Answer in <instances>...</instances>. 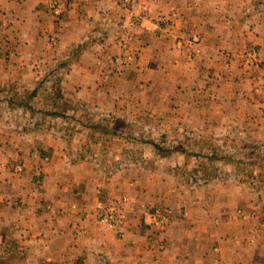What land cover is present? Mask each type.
Segmentation results:
<instances>
[{
	"label": "crops",
	"instance_id": "0c3cea01",
	"mask_svg": "<svg viewBox=\"0 0 264 264\" xmlns=\"http://www.w3.org/2000/svg\"><path fill=\"white\" fill-rule=\"evenodd\" d=\"M120 2L83 0L55 20L49 0H0V48L10 54L0 55V80L29 79L66 46L102 32L59 84L80 104L71 110L82 122L72 139L21 130L37 120L26 110L19 124L13 114L0 118V249L20 248L9 264H90L98 253L109 264H264V194L227 181L184 187L173 178L174 157L145 141L160 140L155 135L164 130L231 127L264 139V94L255 88L264 79V13L251 0H137L134 11L152 3L153 14L174 8L176 33L190 40L177 46L144 28L131 60L118 57L113 41L124 36ZM244 45L259 48L256 68L242 64ZM131 132L137 137L126 139ZM129 147L134 156L122 154ZM117 154L122 164L114 163ZM17 163L22 174L13 170ZM112 197L124 198L122 235L95 219L97 202ZM164 206L165 222L158 214ZM238 208L255 216L238 219Z\"/></svg>",
	"mask_w": 264,
	"mask_h": 264
},
{
	"label": "rangeland",
	"instance_id": "374dc122",
	"mask_svg": "<svg viewBox=\"0 0 264 264\" xmlns=\"http://www.w3.org/2000/svg\"><path fill=\"white\" fill-rule=\"evenodd\" d=\"M82 1L83 0H49L48 7H49V10H50L52 16L55 18V20H59L65 12H67L69 9L73 8L74 6L81 4ZM151 2H152V0H151ZM120 4H121V8L126 11V16H125L124 22L121 26V29L123 30L121 32V34L123 33L124 36L121 38L119 36V34H120L119 33L114 37V40H113V41L117 40V42L115 44L119 45V48L121 49V52H122V53H120V55L118 57H121V58L127 57L128 59H131V60H134L137 57L135 52L132 50V45L134 44L136 38L139 39V36L141 35L140 33H141L142 29H144V28L148 29V30L151 28V30H153L157 34H163L165 36L171 37L173 39L175 45H177V46H181V41L186 42L187 39H188V41L190 40L189 38H186V36L184 34L176 33V22L178 20V17L174 12L175 11L174 8H172L167 14H161V13L153 14V10H154L153 8L155 6V3L149 4L147 7L144 4H139V7L136 9V11H134V5L137 4V0H121ZM101 34H102V32L98 33V34L85 35V36L79 38L78 40H76L74 42V44H72L70 46H66L62 53L55 55L53 58H51V60L45 61L44 66H40L39 68H37V71L34 73L35 75L32 77L30 76L29 79L28 78L22 79L20 76H9V77H6V78L0 80V96L6 94V91L4 90V88L6 86L10 87L11 89L15 90L16 92L18 90L23 89V87H25L24 91H27L28 88H31L33 90L36 88V86L38 84H40V82H44V84H41V87L38 89L37 94L31 100V106L32 107L30 108V110L25 109L23 107L22 108L18 107L17 109H15L11 113V114H13L12 115L13 120L15 122H17V124L23 122L24 119L26 118V116L24 115L25 112H23L22 110H26V112H29L32 115H34L35 116L34 118L39 119V123L36 125L30 124L28 122L20 125L21 130H24V128L29 127L28 131L31 132L32 130L35 131L36 128L41 127V128H43L42 129L43 132L53 134L57 137L62 138L64 141L72 139L73 135L75 134V131H77L75 126L79 125L80 123H79V121L76 120L77 118L73 115V113H71V110L75 109L76 107H79L80 104L77 101H74L72 99L70 100V99L66 98L64 96L62 90L59 88V84L62 81L63 77L72 68V65H73L75 59L79 58L85 52V50L87 48L85 47L81 51V53L73 59L72 63L69 64V68L67 69V71H64L61 74L62 61H63L64 56L69 54L71 47L73 49L84 38H86V40H84L85 45L89 41L90 42H93L95 40L102 41L101 40ZM103 37L106 38L107 36L106 35L104 36V33H103L102 39H103ZM196 41H197V39L194 40V42H196ZM49 43L52 47H56V45L58 44V37L57 36H51L49 38ZM95 43H98V42H94L93 44H95ZM93 44H91V46ZM247 47H253L258 52L259 59L256 62H254V64H244L243 63V59H242L240 54H241V51ZM240 50L241 51L238 54V56H240L241 62L244 66H246L249 69H252V68H256L259 65V63L261 61L262 54H261L258 47H256L255 45H244L240 48ZM193 53H195V52H193ZM0 55H1L2 59H7L10 54L8 53L7 49L0 48ZM54 68H56L58 70V72H59L58 74L57 73L51 74V70ZM58 78H59L58 89H59V91L63 97V100L61 102L63 104H66V106H68V111H66V113L75 117L69 121L66 120L65 118L61 117V116L49 115L47 113L48 110L50 109L51 105L49 104L47 98L45 97V94L49 93L48 89H49L50 85L54 84V82ZM255 84H256L255 88L257 89V91L264 94V79H263V77L257 78ZM62 103H61V105H62ZM51 108H53V107L51 106ZM11 114L6 113L5 116L9 117ZM26 115H27V113H26ZM27 117H28V115H27ZM32 120H33V118H32ZM58 120H61L62 122H64V124L62 125L61 123L58 122ZM76 122H78L79 124H77ZM13 128H15V127H13ZM235 130H236L235 127H231V128H227L226 130L221 131V132H205L203 134L192 132V131H186V130H184V131L164 130V131L158 132V134H156L155 137L159 136V138H161V135L164 134L165 137H164L163 142L165 141V143L173 142L172 143V145H173L175 143L181 142L185 146H187L188 144H191V143H197L196 147L198 148V147H200V146H198L199 141L204 142V144L210 145L212 143L211 140L216 139L217 137H224V135H227V134H229V136H234ZM243 132L248 134L250 137H252V134L250 132L249 133H248V131H243ZM79 134H80V132H79ZM118 135L116 133V137L119 138V140H121V137ZM136 137L137 136L135 135V133H132V132L128 133L125 136L126 139H134ZM196 147H193V148L196 150ZM186 148H188V146ZM193 148H189V149L194 150ZM84 149H89V148L84 147ZM129 151L130 152H126V153L124 151V153H122V154L124 156H125V154H128L127 156H134V148L129 147ZM75 152L77 153V151H75ZM164 153L165 152H163V154ZM165 154H167V153H165ZM174 155H175V156H173L174 162L170 167V169H173V174H172L173 178L176 179L178 181V183L183 185L184 187L190 188V185L188 183V178H190V176L188 175V173L190 172V170L192 168H194V165H197V164L195 163L193 158H188V157L186 158L181 153L175 152ZM114 157H113V159H114L115 164L117 162H120V164H122L121 161H122L123 156L121 154H117ZM99 163L102 166H104L106 164V156H103L102 160ZM184 164H185V166H183ZM16 165L22 166L21 172H16L14 170ZM255 166H256L255 167L256 169L254 171L255 172L259 171L263 176H258L257 177L258 179L255 180L256 182L252 183V185L251 184L249 185L248 183L250 182V178H251L252 174H253V176L257 175L253 172H250L251 176L247 177L245 179V181L248 182V183H246V185L252 187L255 190V192H261L264 194V168L261 165L258 166L255 164ZM14 168H13V170L17 174H22L24 171L23 165L21 163L15 164ZM244 172H247V170H245ZM221 176H223V173L221 174ZM37 180H41V178L36 177L34 182ZM214 181L215 182L216 181L232 182L229 179H219V180H214ZM114 198L115 197H112V199H114ZM167 209L168 208L165 206L159 208L160 212L158 214L162 216L163 222H165L167 220V217H168L166 215ZM185 211H186V208H184L182 210V215H186ZM240 211L244 212V214L246 215L244 218L241 216ZM235 213H236V216L238 217V219L245 220V221H247V220L249 221L250 220L249 218H252L253 216H255V210L254 209H248V210L244 211L241 208H238L235 211ZM125 222H126V219H125ZM124 226H125V224H124ZM106 229H108V228H106ZM108 230H111V229H108ZM111 231H114L115 233H117L115 230H111ZM123 233H124V227H123L121 233H117V234L122 235ZM158 245L160 246L162 244H158ZM90 264H109V261L104 254L98 253L96 256L95 263L93 262Z\"/></svg>",
	"mask_w": 264,
	"mask_h": 264
},
{
	"label": "trees",
	"instance_id": "16d2710c",
	"mask_svg": "<svg viewBox=\"0 0 264 264\" xmlns=\"http://www.w3.org/2000/svg\"><path fill=\"white\" fill-rule=\"evenodd\" d=\"M251 2L254 12L264 13V0H251ZM84 40H86V38L79 42L73 49L71 47L69 54L64 56L61 74L67 71L69 64L72 63L73 59L86 47ZM55 73H59L56 68L51 70V74ZM58 83L59 78L54 84L50 85L48 89L49 93L45 94L49 104L53 107L51 108L50 106L47 113L49 115L61 116L69 121L75 117L66 113V111H68V106L61 102L63 97L58 89ZM41 84H44V82H40L33 90L28 88L27 91H24L25 87H23V89L17 92L8 86L5 88L3 87L6 94L0 96V118L6 113L11 114L18 107L30 110L32 107L31 100L37 94ZM76 120L79 121L78 119ZM38 123L37 119L32 120L30 124L36 125ZM164 137V134H162L160 140L148 138L145 141L151 143L155 150L161 153H167H164L165 156H175L174 153L178 152L186 158L194 159L198 166L194 165V168L188 173L190 176V178H188L190 188L219 179H229L235 183L246 184L248 182H246L245 179L251 176L250 172L257 174L256 176L252 174L250 178L248 184L252 185V183L256 182L255 180L258 179V176H263L259 171L255 172L254 170L256 169L255 164L258 166L261 165L264 168V139H254L243 131L236 129L234 136H229V134H227L224 135V137L212 139L210 145L199 141L198 146L200 147H196L197 143H191L188 144V148H186L187 146L183 145L181 142H174L175 144L173 145V142L164 144L162 142ZM193 147H196V150ZM189 148H193L194 150ZM117 163L120 164V162ZM183 166H185V164ZM245 170H247V172H244ZM222 173L223 176H221ZM19 249L13 245L5 246L4 244L0 249V264H9L14 261V257H16L14 250Z\"/></svg>",
	"mask_w": 264,
	"mask_h": 264
},
{
	"label": "built area",
	"instance_id": "2783aa9c",
	"mask_svg": "<svg viewBox=\"0 0 264 264\" xmlns=\"http://www.w3.org/2000/svg\"><path fill=\"white\" fill-rule=\"evenodd\" d=\"M241 57L244 64H254L259 57L258 52L253 47L244 48L241 51ZM14 170L21 172L22 166L16 165ZM35 186H41L42 181L37 180L34 182ZM123 198H109L104 201H98L94 208V215L97 223L105 228L115 230L117 233H121L125 224V206ZM75 208V205H72ZM241 212V216L244 218L246 215Z\"/></svg>",
	"mask_w": 264,
	"mask_h": 264
}]
</instances>
